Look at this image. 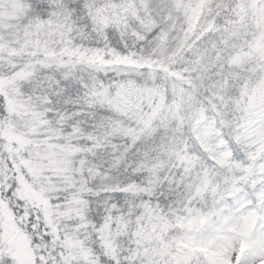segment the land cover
I'll list each match as a JSON object with an SVG mask.
<instances>
[{
  "label": "snow or ice",
  "instance_id": "1",
  "mask_svg": "<svg viewBox=\"0 0 264 264\" xmlns=\"http://www.w3.org/2000/svg\"><path fill=\"white\" fill-rule=\"evenodd\" d=\"M0 264H264V0H0Z\"/></svg>",
  "mask_w": 264,
  "mask_h": 264
}]
</instances>
